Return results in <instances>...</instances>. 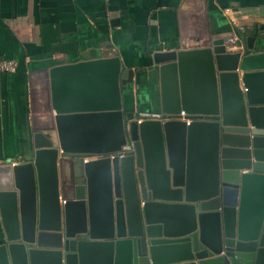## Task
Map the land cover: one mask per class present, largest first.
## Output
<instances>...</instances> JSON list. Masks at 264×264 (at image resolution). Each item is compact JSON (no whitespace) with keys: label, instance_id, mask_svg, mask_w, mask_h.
Segmentation results:
<instances>
[{"label":"water","instance_id":"1","mask_svg":"<svg viewBox=\"0 0 264 264\" xmlns=\"http://www.w3.org/2000/svg\"><path fill=\"white\" fill-rule=\"evenodd\" d=\"M202 4L152 53L156 112L124 108L118 55L32 81L33 157L0 163V264H264V31L233 49Z\"/></svg>","mask_w":264,"mask_h":264},{"label":"crops","instance_id":"2","mask_svg":"<svg viewBox=\"0 0 264 264\" xmlns=\"http://www.w3.org/2000/svg\"><path fill=\"white\" fill-rule=\"evenodd\" d=\"M185 1L0 0V58L18 64L14 73H0V163L33 157L32 81L81 55H118L133 71V82L123 88L124 108L158 111L160 80L152 53L176 47ZM202 2L212 38L235 35L240 46L255 29L264 31V0ZM2 235L0 221V242Z\"/></svg>","mask_w":264,"mask_h":264},{"label":"built area","instance_id":"3","mask_svg":"<svg viewBox=\"0 0 264 264\" xmlns=\"http://www.w3.org/2000/svg\"><path fill=\"white\" fill-rule=\"evenodd\" d=\"M228 41L231 44L234 43L233 46H232L233 49L234 48L236 49V48L240 47V46H238L236 44V42H238V38L235 35L229 37ZM17 67H18V64H17V62L15 60L0 58V73L12 74V73H14L17 70ZM180 115L184 116V112L181 111ZM186 121H187V123L189 122V120H186ZM94 158H97V155L88 154V155L83 156V161L86 162V161L92 160Z\"/></svg>","mask_w":264,"mask_h":264}]
</instances>
